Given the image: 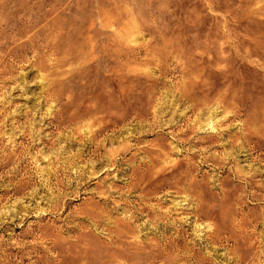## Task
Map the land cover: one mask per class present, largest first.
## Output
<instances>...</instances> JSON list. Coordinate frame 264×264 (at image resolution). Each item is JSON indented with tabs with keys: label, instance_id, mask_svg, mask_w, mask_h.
<instances>
[{
	"label": "rangeland",
	"instance_id": "obj_1",
	"mask_svg": "<svg viewBox=\"0 0 264 264\" xmlns=\"http://www.w3.org/2000/svg\"><path fill=\"white\" fill-rule=\"evenodd\" d=\"M0 2V264H264V0Z\"/></svg>",
	"mask_w": 264,
	"mask_h": 264
},
{
	"label": "bare ground",
	"instance_id": "obj_2",
	"mask_svg": "<svg viewBox=\"0 0 264 264\" xmlns=\"http://www.w3.org/2000/svg\"><path fill=\"white\" fill-rule=\"evenodd\" d=\"M3 1H5V0H3ZM2 2V1H1ZM0 2V3H1ZM4 13V12H3ZM2 16H3V14H2ZM21 18V17H20ZM19 18V19H20ZM0 19H2L1 17H0ZM23 19H25V18H23ZM26 20V19H25ZM22 21H24V20H22ZM22 23V22H21ZM3 25V21L2 20H0V28H1V26ZM41 25V24H40ZM22 26V25H21ZM30 27V26H29ZM37 27V26H36ZM26 28V27H25ZM24 28V29H25ZM38 28V27H37ZM42 28V27H41ZM40 28V29H41ZM11 29V28H10ZM28 29V28H27ZM39 29V30H40ZM32 31H33V29H31ZM41 30H43V29H41ZM27 31V30H26ZM18 32V31H17ZM16 32V33H17ZM21 32V31H20ZM35 32V31H34ZM44 32V31H43ZM8 33V32H7ZM9 33H11V32H9ZM27 33V32H26ZM30 33V32H29ZM39 33H41V32H39ZM45 33V32H44ZM47 33V32H46ZM23 34V33H22ZM21 34V35H22ZM32 34V33H31ZM3 34H2V32H1V29H0V36H2ZM5 36H6V34H4ZM3 35V37H5ZM20 35V36H21ZM9 36H11V34L9 35ZM19 36V37H20ZM26 36V35H25ZM29 36V35H28ZM37 37V36H36ZM28 38V37H27ZM38 38V37H37ZM2 39V38H1ZM10 39V38H9ZM8 38L6 39L5 38V40L4 41H2V40H0V88H4V87H9L13 82H14V76H15V72H16V70H17V67H18V60H20V61H24L22 58H21V53L23 52V53H26V51L28 50V49H30V48H33V47H31V45H34V44H32V42H33V40L30 38L28 41H25V42H22V43H16V41L14 40V39H10L9 40ZM34 39V38H33ZM39 39V38H38ZM17 40V39H16ZM21 40V39H20ZM32 40V41H31ZM36 41V40H35ZM45 42V41H44ZM252 42V41H251ZM36 43H38V42H36ZM47 43V42H46ZM256 43V42H255ZM254 43V41H253V45L255 44ZM262 43V42H261ZM40 43H38L37 45H39ZM41 45V44H40ZM256 47H258L259 45L256 43ZM260 45H262V44H260ZM35 46V45H34ZM49 46V45H48ZM251 46V45H250ZM249 46V47H250ZM263 46V45H262ZM36 47V46H35ZM261 47V46H260ZM37 48V47H36ZM38 48H39V46H38ZM45 48H47V47H45ZM250 48H252V47H250ZM249 48V49H250ZM259 48V47H258ZM49 49V48H48ZM47 49V50H48ZM260 49V48H259ZM261 49H263V48H261ZM33 50H35V48L33 49ZM37 50V49H36ZM46 50V49H45ZM256 50V49H255ZM56 51V50H55ZM197 51V50H196ZM247 51H249L248 49H247ZM252 51V50H251ZM262 51V50H261ZM263 51H264V49H263ZM36 52V51H35ZM34 52V53H35ZM43 52V51H42ZM199 52V51H198ZM22 53V54H23ZM38 53V52H37ZM44 53V52H43ZM248 53V52H247ZM258 53V52H257ZM262 53V52H261ZM48 54V53H47ZM194 54V53H193ZM260 54V53H259ZM28 55V54H27ZM35 56L34 57H38V56H36V54H34ZM252 55V54H251ZM255 55H256V53H255ZM258 55V54H257ZM261 56H264V54L262 55V54H260ZM30 56V55H29ZM28 58V57H27ZM42 58H43V56H42ZM35 59V58H34ZM40 59V58H39ZM37 60V59H36ZM31 61H33V60H31ZM21 62V63H22ZM37 62V61H36ZM214 62V61H213ZM38 63H39V61H38ZM31 64V63H30ZM23 65V64H22ZM36 65V64H35ZM30 66V65H29ZM40 66H41V64H40ZM166 70V69H165ZM169 72V71H168ZM200 75V74H199ZM219 75V74H218ZM194 76H196V75H194ZM193 76V77H194ZM227 76V75H226ZM228 77V76H227ZM224 78V77H223ZM226 78V77H225ZM194 80H192V82H191V92H189V94L188 93H186V94H188V95H190L191 96V103H192V108H195V109H201L202 108V106L203 105H207L208 103L210 104V102L211 101H213V99H214V94L215 93H219V97H218V101L219 100H226V101H230V102H233L235 99H237L236 97L235 98H233V97H230V92H224L223 94L221 93V92H218V91H221V89L220 88H218V90H217V84H216V86H215V84H214V82H212V81H209V78H198V76H197V78H193ZM227 80V79H226ZM228 81V80H227ZM222 82V81H221ZM225 82V81H224ZM227 84H229V83H227ZM185 85V84H184ZM231 85H232V83H231ZM224 86V85H223ZM226 86H228V85H226ZM231 87H233L232 89H234L235 87H234V85L233 86H230L229 88L231 89ZM238 87V86H237ZM225 88V87H224ZM1 89V90H2ZM220 89V90H219ZM238 89V88H237ZM4 91V90H3ZM188 91V90H187ZM190 91V90H189ZM227 91V90H226ZM229 91V90H228ZM236 91V90H235ZM231 92H232V90H231ZM234 92V91H233ZM236 94V93H235ZM1 95V94H0ZM188 95H186V96H188ZM226 95L228 96V97H230V98H226ZM50 96V95H49ZM189 96V97H190ZM236 96V95H235ZM238 100V99H237ZM218 101H215V105H216V102H218ZM236 101V100H235ZM234 101V102H235ZM239 101V100H238ZM220 102V101H219ZM218 104V103H217ZM218 105H220V104H218ZM238 105V104H237ZM239 106V105H238ZM210 107V106H209ZM3 111V110H2ZM235 113V112H234ZM195 120V119H194ZM210 123V122H209ZM192 124V123H191ZM195 124V123H194ZM101 125V124H100ZM196 125V124H195ZM99 126V125H98ZM97 126V127H98ZM119 126V125H118ZM201 126V125H200ZM200 126H198V127H200ZM211 126V125H210ZM186 127V126H185ZM196 127V126H195ZM202 127V126H201ZM200 127V128H201ZM113 130H115L114 128H112ZM215 129V128H214ZM218 131V130H217ZM97 132H99V131H97ZM194 132H196V131H194ZM193 132V133H194ZM226 133V132H225ZM225 133H224V135H225ZM100 134V133H99ZM197 134V133H196ZM214 134V133H213ZM219 134V133H218ZM229 134V133H228ZM222 135V134H221ZM220 135V136H221ZM210 136H212V135H210ZM217 136V135H216ZM223 136V135H222ZM232 137H233V135H232ZM221 138V137H220ZM223 138V137H222ZM233 138H235V137H233ZM198 139V138H197ZM224 139V138H223ZM248 139V138H247ZM230 140V139H229ZM250 142H251V140H250ZM218 144V143H217ZM251 144V143H250ZM256 144V143H255ZM197 144H195L194 146H196ZM213 145V144H212ZM220 145V144H219ZM252 145V144H251ZM193 146V145H192ZM204 146V145H203ZM202 147V146H201ZM207 147V146H206ZM196 148H198V147H196ZM205 149V148H204ZM204 149L202 150V151H204ZM264 150V149H263ZM192 159V158H191ZM192 163V162H191ZM192 173V172H191ZM138 176V175H137ZM240 178V177H239ZM238 178V179H239ZM187 179V178H186ZM248 180V179H247ZM260 183V182H259ZM186 184V183H185ZM184 184V185H185ZM133 187V186H132ZM248 187V186H247ZM133 189H134V187H133ZM165 189V188H164ZM184 189V188H183ZM186 189V188H185ZM177 190V189H176ZM180 190V189H179ZM251 190V189H250ZM161 191V190H160ZM164 191V190H163ZM145 192V191H144ZM252 192V191H251ZM161 194V193H160ZM262 194V193H261ZM141 196H143V195H141ZM144 196H145V194H144ZM147 196V195H146ZM147 197H149V196H147ZM153 197H155V195L153 196ZM151 198V197H150ZM148 199V198H147ZM144 201H146V200H144ZM200 216V215H199ZM133 221V220H132ZM175 221V220H174ZM133 224H134V222H133ZM112 231V230H111ZM214 235V234H213ZM166 236V235H165ZM213 238V237H212ZM171 239H173V238H171ZM174 241H175V239H173ZM152 241V240H151ZM178 242V241H177ZM170 244V243H169ZM172 245H174V244H172ZM178 245V244H177ZM163 246V245H162ZM166 246V245H165ZM188 246V245H187ZM177 246H175V248H176ZM185 248V247H184ZM164 249V248H163ZM162 249V250H163ZM183 249V248H182ZM190 249V248H189ZM174 250V249H173ZM177 250V249H176ZM180 250V249H179ZM165 251V250H164ZM188 251V250H187ZM190 251V250H189ZM191 254V253H190ZM7 258V257H6ZM158 258V257H157ZM190 260V259H189ZM158 261V260H157ZM8 263V262H7Z\"/></svg>",
	"mask_w": 264,
	"mask_h": 264
}]
</instances>
